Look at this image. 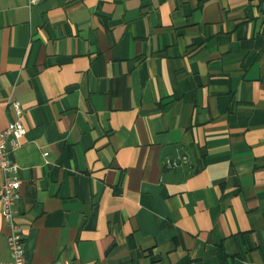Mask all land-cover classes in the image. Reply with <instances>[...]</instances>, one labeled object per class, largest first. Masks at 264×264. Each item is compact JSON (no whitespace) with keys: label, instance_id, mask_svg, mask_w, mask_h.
Returning a JSON list of instances; mask_svg holds the SVG:
<instances>
[{"label":"crops","instance_id":"crops-1","mask_svg":"<svg viewBox=\"0 0 264 264\" xmlns=\"http://www.w3.org/2000/svg\"><path fill=\"white\" fill-rule=\"evenodd\" d=\"M12 101L25 264H264V0H0Z\"/></svg>","mask_w":264,"mask_h":264},{"label":"built area","instance_id":"built-area-1","mask_svg":"<svg viewBox=\"0 0 264 264\" xmlns=\"http://www.w3.org/2000/svg\"><path fill=\"white\" fill-rule=\"evenodd\" d=\"M13 118L8 122L4 131L0 132V171L3 179L0 184V204L1 216L9 225L10 233L6 237L9 251V260L3 264H25L24 263V242L21 234L17 230L15 222V204L19 199L20 181L17 173L18 167L9 159L12 151L16 150L25 136L21 117L22 109L17 101L10 102ZM46 157V154H43ZM188 158L185 155H176L173 158H166L163 161V168L166 170H176L186 165ZM49 264H69L67 261Z\"/></svg>","mask_w":264,"mask_h":264}]
</instances>
